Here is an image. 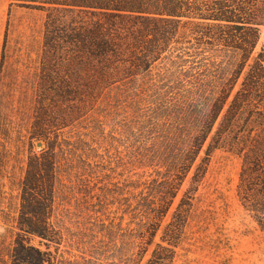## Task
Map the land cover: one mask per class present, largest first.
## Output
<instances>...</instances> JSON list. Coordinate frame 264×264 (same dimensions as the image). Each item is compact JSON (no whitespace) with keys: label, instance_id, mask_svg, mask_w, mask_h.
Here are the masks:
<instances>
[{"label":"rangeland","instance_id":"rangeland-1","mask_svg":"<svg viewBox=\"0 0 264 264\" xmlns=\"http://www.w3.org/2000/svg\"><path fill=\"white\" fill-rule=\"evenodd\" d=\"M94 19L79 9L51 11L0 1L3 88L27 116L44 112L62 122L51 140L57 159L52 220L62 238L49 248L39 236L31 242L49 249L56 264H147L156 248L170 246L165 226L195 169L157 233L150 235L152 188L166 170L151 157L163 150L169 117L195 115L203 73L224 53L199 43L191 34L193 25L182 22L173 41L139 71L130 59L133 39L123 38L125 51L117 63L120 76L127 77L98 85L97 60L79 41L82 27ZM263 45L264 25L254 56ZM233 53L239 51L227 49L226 58ZM45 146L40 141L35 150ZM241 170L238 154L222 146L212 150L169 264H264V230L238 195ZM1 217L0 212V264H6L2 241L13 242L16 234Z\"/></svg>","mask_w":264,"mask_h":264},{"label":"trees","instance_id":"trees-1","mask_svg":"<svg viewBox=\"0 0 264 264\" xmlns=\"http://www.w3.org/2000/svg\"><path fill=\"white\" fill-rule=\"evenodd\" d=\"M11 3L51 11L79 9L92 13L95 19L91 25L82 27L79 41L85 54L90 53L97 60L93 70L97 75L94 83L98 85L127 77L120 76L117 63L125 51L123 38L133 39L135 49L129 50L130 59L139 71L173 41L182 22L191 23V34L198 42L224 53V57L216 56L212 67L205 69L193 101L195 115L169 117L164 122L163 150L151 157L153 163L166 170L163 179L156 180L152 188L154 198L149 208L153 216L147 225L150 235L157 233L188 174L195 169L172 220L165 226L164 237L170 246L156 248L147 264L173 261L172 246L177 245L185 218L194 207L211 152L220 146L242 158L238 195L264 230V45L257 56L253 55L264 25V0H11ZM227 49L239 51L241 57L234 58L237 54L233 53L226 58ZM222 53L219 55L223 56ZM4 65L3 50L0 212L2 221L10 226L16 238L9 243L2 241L1 260L6 264H56L52 252L41 249L31 239L39 236L49 248L50 243H60L62 238L52 220L57 159L55 146L51 144L52 133L61 128L62 122L44 112L27 116L15 107L9 91L3 88ZM133 73L131 70L129 75ZM40 141L46 146L36 151Z\"/></svg>","mask_w":264,"mask_h":264},{"label":"bare ground","instance_id":"bare-ground-1","mask_svg":"<svg viewBox=\"0 0 264 264\" xmlns=\"http://www.w3.org/2000/svg\"><path fill=\"white\" fill-rule=\"evenodd\" d=\"M1 1V0H0Z\"/></svg>","mask_w":264,"mask_h":264}]
</instances>
